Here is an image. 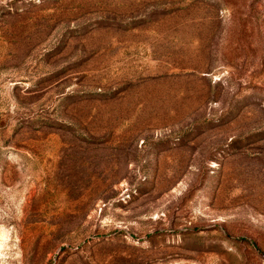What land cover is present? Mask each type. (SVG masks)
Listing matches in <instances>:
<instances>
[{"label": "rangeland", "instance_id": "1", "mask_svg": "<svg viewBox=\"0 0 264 264\" xmlns=\"http://www.w3.org/2000/svg\"><path fill=\"white\" fill-rule=\"evenodd\" d=\"M0 264H264V0H0Z\"/></svg>", "mask_w": 264, "mask_h": 264}]
</instances>
